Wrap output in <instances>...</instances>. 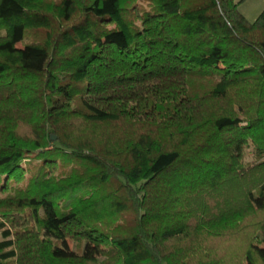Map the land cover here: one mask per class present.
<instances>
[{
	"label": "trees",
	"instance_id": "16d2710c",
	"mask_svg": "<svg viewBox=\"0 0 264 264\" xmlns=\"http://www.w3.org/2000/svg\"><path fill=\"white\" fill-rule=\"evenodd\" d=\"M244 1L0 0V264H264Z\"/></svg>",
	"mask_w": 264,
	"mask_h": 264
},
{
	"label": "rangeland",
	"instance_id": "374dc122",
	"mask_svg": "<svg viewBox=\"0 0 264 264\" xmlns=\"http://www.w3.org/2000/svg\"><path fill=\"white\" fill-rule=\"evenodd\" d=\"M239 11L246 17L248 21L255 22L264 11V0H245L240 5ZM252 155L253 150H248L246 155V161H252Z\"/></svg>",
	"mask_w": 264,
	"mask_h": 264
},
{
	"label": "water",
	"instance_id": "95a60500",
	"mask_svg": "<svg viewBox=\"0 0 264 264\" xmlns=\"http://www.w3.org/2000/svg\"><path fill=\"white\" fill-rule=\"evenodd\" d=\"M54 140H56V138H54Z\"/></svg>",
	"mask_w": 264,
	"mask_h": 264
}]
</instances>
